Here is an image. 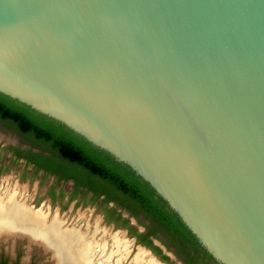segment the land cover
<instances>
[{
  "label": "water",
  "instance_id": "95a60500",
  "mask_svg": "<svg viewBox=\"0 0 264 264\" xmlns=\"http://www.w3.org/2000/svg\"><path fill=\"white\" fill-rule=\"evenodd\" d=\"M0 93L127 165L217 263L264 264V0H0Z\"/></svg>",
  "mask_w": 264,
  "mask_h": 264
},
{
  "label": "trees",
  "instance_id": "16d2710c",
  "mask_svg": "<svg viewBox=\"0 0 264 264\" xmlns=\"http://www.w3.org/2000/svg\"><path fill=\"white\" fill-rule=\"evenodd\" d=\"M0 122L27 141V150H14L17 158L58 180L72 181L74 190L90 192L97 198L102 197L104 203L112 202L131 215H141L148 220L146 230L140 232L115 207L109 208L105 216L107 222L127 230L138 244L150 249L161 261L170 264L169 256L153 242L157 233L171 242L186 264H219L140 176L104 150L60 122L1 93ZM3 170L0 168V174ZM50 189L54 190V186ZM74 197L70 196V200ZM0 264H6V261L1 260Z\"/></svg>",
  "mask_w": 264,
  "mask_h": 264
},
{
  "label": "rangeland",
  "instance_id": "374dc122",
  "mask_svg": "<svg viewBox=\"0 0 264 264\" xmlns=\"http://www.w3.org/2000/svg\"><path fill=\"white\" fill-rule=\"evenodd\" d=\"M16 148L26 150V139L0 122V168L4 169L0 174V211L8 206L10 199H15L16 202H24L25 206L34 212L40 209L39 212L48 215L49 219L56 215L67 230L74 228L85 231L88 226L89 237L79 243L86 247L84 253L78 257L79 260L85 259V264H107V261L108 264H146L134 261L137 248L144 246L138 244L127 230L107 222L105 216L109 208L115 207L124 217L129 218L130 224L138 231H143L149 225L148 220L141 215H131L126 209L112 202L104 203L102 197L97 198L90 192L74 190L72 181L58 180L56 176L38 170L24 159L17 158L14 155ZM51 186H54V190L50 189ZM13 192L19 193L17 197ZM72 195L75 197L70 200ZM96 222L100 228L106 229L102 239L103 232L93 234ZM111 234L124 239V245L117 247L110 237ZM154 243L170 257V264H179L181 258L166 237L157 233ZM103 245L105 251L102 249ZM101 251L105 255L100 256ZM148 251L150 255H154L151 250ZM77 253L67 257L62 253V248L58 249L54 244L32 238L24 232L0 227V262L5 260L6 264H78L76 255L80 254ZM155 259L161 264H166L157 257Z\"/></svg>",
  "mask_w": 264,
  "mask_h": 264
},
{
  "label": "bare ground",
  "instance_id": "6f19581e",
  "mask_svg": "<svg viewBox=\"0 0 264 264\" xmlns=\"http://www.w3.org/2000/svg\"><path fill=\"white\" fill-rule=\"evenodd\" d=\"M13 194L17 197L19 193L16 194L13 192ZM39 210L40 209H37L34 212L28 209L24 202H16L15 199H10L8 206L3 211H0V227H5L12 231L24 232L32 238L54 244L58 249L62 248V253H64L67 257H71L72 254H76V252H78L77 254L80 255H76V262L78 264H85V259L79 260L78 257L84 253V249H86V247L84 248V246L79 245V243L86 237H89L87 233L88 226L85 231L74 228L67 230L63 227L62 221H60L56 215L49 219L48 215L40 213ZM99 231L103 232V235L101 236L102 239L106 234V229L100 228L98 226V222H96L93 234H97ZM110 237L117 247L124 245L125 240L120 238L118 235L111 234ZM102 249L105 251V245H103ZM80 250L83 251L79 252ZM102 251L100 256L105 255ZM111 257L112 254L109 256V259ZM153 260L154 259H152V256L147 249L144 247L137 248L134 255V261L154 264L155 262Z\"/></svg>",
  "mask_w": 264,
  "mask_h": 264
},
{
  "label": "flooded vegetation",
  "instance_id": "af4514ba",
  "mask_svg": "<svg viewBox=\"0 0 264 264\" xmlns=\"http://www.w3.org/2000/svg\"><path fill=\"white\" fill-rule=\"evenodd\" d=\"M28 149V148H27ZM26 149V150H27ZM118 212H121V211H118ZM122 213V212H121ZM122 216H123V214H122ZM124 217V216H123ZM124 218H128V217H124ZM144 230H146V227L144 228ZM143 230V231H144ZM140 232H142V231H140ZM136 239V238H135ZM154 240V239H153ZM154 242V241H153ZM155 244V243H154ZM145 247V246H144ZM147 248V247H146ZM150 250V249H149ZM163 251V250H162ZM152 252V251H151ZM153 253V252H152ZM163 253H164V251H163ZM154 254V253H153ZM165 254V253H164ZM167 255V254H166ZM153 256H156L155 254L153 255ZM157 258H158V256H156ZM170 258V257H169ZM159 259V258H158ZM160 260V259H159ZM181 260L183 261V259L181 258ZM163 262V261H162ZM164 263H166V262H164ZM183 263L184 264H186L184 261H183ZM167 264V263H166Z\"/></svg>",
  "mask_w": 264,
  "mask_h": 264
},
{
  "label": "crops",
  "instance_id": "0c3cea01",
  "mask_svg": "<svg viewBox=\"0 0 264 264\" xmlns=\"http://www.w3.org/2000/svg\"><path fill=\"white\" fill-rule=\"evenodd\" d=\"M152 256V259H154L153 261L155 262L154 264H161L159 261H156V259H155V257L153 256V255H151ZM137 263H139L138 261H136Z\"/></svg>",
  "mask_w": 264,
  "mask_h": 264
}]
</instances>
